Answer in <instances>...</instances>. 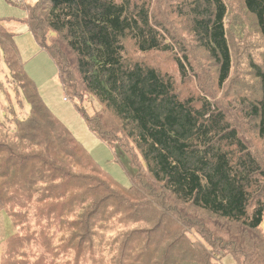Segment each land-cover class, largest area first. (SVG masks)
<instances>
[{
    "label": "trees",
    "instance_id": "obj_1",
    "mask_svg": "<svg viewBox=\"0 0 264 264\" xmlns=\"http://www.w3.org/2000/svg\"><path fill=\"white\" fill-rule=\"evenodd\" d=\"M236 1L264 44V0H171L166 20L152 0L25 8L66 94L99 104L88 115L76 103L87 128L139 164L129 186L48 108L0 18V64L28 106L0 121V213L14 228L0 264H215L225 254L242 264L244 240L227 225L256 234L251 264H264V70L247 58L258 97L233 90V43L244 35ZM191 44L215 66L214 92L199 87ZM155 54L171 55L170 71Z\"/></svg>",
    "mask_w": 264,
    "mask_h": 264
},
{
    "label": "rangeland",
    "instance_id": "obj_2",
    "mask_svg": "<svg viewBox=\"0 0 264 264\" xmlns=\"http://www.w3.org/2000/svg\"><path fill=\"white\" fill-rule=\"evenodd\" d=\"M34 1L35 0H0V18H4L2 19V24L7 30L14 33L13 40L17 46L19 58L23 63L27 76L36 85L39 95L48 108L66 125L73 136L92 155L93 159L120 184L129 186L131 184V177L135 174L136 166H139V164L136 162V166L131 165L130 159L117 145L109 146L105 142H102V140L87 128L85 121L76 108V103H81L84 112L88 115L95 114L100 106L92 97L85 96L81 102L80 100L70 98L66 94L60 81L56 64L52 58H50L49 53L39 46L36 40H34L31 30L25 23L28 20L26 18L27 11L25 8L28 7V4H31ZM152 1L155 3L156 9L160 11V20H162L161 18H164L165 20L171 19L167 14L166 17L164 16L171 0H163L164 2L161 0ZM172 1L178 2L181 0ZM234 9L236 19H243L241 30L244 32L245 36H236L234 38L235 42L233 43L234 48L232 52L234 53V70L232 76H234L233 81H235V83L233 85V90L239 89L242 92H248L250 96L258 97L260 93V84L252 83L250 75L247 73L249 69L247 66V58L250 59L251 57H254L255 61H261L260 65H257V67L264 70V44L262 39L259 38L260 36H258L254 30L252 19L242 12L238 1H236ZM36 13L37 11L34 12V16H36ZM176 28L177 29H171L179 32L178 26H176ZM186 41L189 42L188 39ZM183 44L186 45V49L189 51V45L186 44L185 41H183ZM190 50L192 54L189 53V55L192 56L194 61L193 69L199 74V87L203 88L202 84H205L207 88H209L208 90L211 89L214 92L213 82H211L214 81L216 75L214 64L208 60L197 47H194L193 44L190 45ZM170 57L171 55H154L156 62L159 61L162 70L166 71H170L172 68ZM8 70L9 69L3 63L0 64V121H3L6 125L11 123L8 121V119L12 118L11 109H14V112L20 117L27 115L28 113V106L24 103V100L19 98L15 88V90H12L11 88V84L14 85L15 83H13V79L9 76ZM242 83L245 85L244 88H242ZM226 90L230 91L229 88ZM7 92L9 94H7ZM218 94L221 95L222 92L219 91ZM7 95H9V97ZM253 97L250 99H254ZM13 126L14 124H11L10 128L12 129ZM244 131L248 136L253 135V133L248 132V130ZM253 138L255 140L254 136ZM0 215L1 252L2 240L8 233H11L14 228L9 221L6 220L3 213H0ZM197 216L204 218L205 224L212 225L214 229H217L215 227L217 225H223L222 223L215 221L214 218L205 217L199 214ZM239 229L238 227H230V225H227V230H230V234L232 232L234 237L240 236L244 240L242 245L246 250L241 251L244 252L241 258L242 264H251V257L254 250L253 244L255 242L254 239L257 236L251 231H246L247 233H245V231L238 232ZM261 230L264 234V219L261 223ZM192 231L191 235L198 236L199 240H201L198 233L195 230ZM232 249L237 250L234 247H232ZM212 260L215 264H237L238 262V259L232 254H225L222 255L221 258H212Z\"/></svg>",
    "mask_w": 264,
    "mask_h": 264
},
{
    "label": "built area",
    "instance_id": "obj_3",
    "mask_svg": "<svg viewBox=\"0 0 264 264\" xmlns=\"http://www.w3.org/2000/svg\"><path fill=\"white\" fill-rule=\"evenodd\" d=\"M13 1H18V0H13Z\"/></svg>",
    "mask_w": 264,
    "mask_h": 264
}]
</instances>
